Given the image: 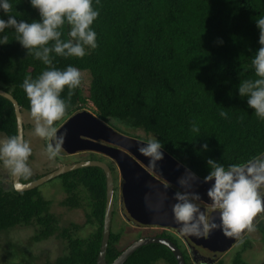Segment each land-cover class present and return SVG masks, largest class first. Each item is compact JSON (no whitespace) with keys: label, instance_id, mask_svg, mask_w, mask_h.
Segmentation results:
<instances>
[{"label":"trees","instance_id":"trees-1","mask_svg":"<svg viewBox=\"0 0 264 264\" xmlns=\"http://www.w3.org/2000/svg\"><path fill=\"white\" fill-rule=\"evenodd\" d=\"M12 2L18 20L38 19L28 0ZM93 7L99 9L91 25L97 47L83 57L56 56L53 61L61 69L69 64L77 67L81 79L83 73L89 77L87 86L80 83L71 97L67 88L61 92L67 109L57 125L89 107V102L96 117L122 134L142 140L154 134L164 151L202 178L209 171L207 158L227 165L264 153V120L237 92L240 80L254 76L250 56L259 47L254 19L264 15V0H93ZM0 18L6 19L7 14L0 12ZM4 34L9 42L0 44V88L17 101L28 140L31 124L24 119L30 117L28 101L20 85L46 66L21 47L14 30L0 35ZM221 111L226 116H220ZM194 121L200 128L197 137L190 127ZM14 134L12 104L0 95V137ZM202 143L207 150H200ZM27 163L32 175L26 181L21 178L22 182L55 168H38L32 154ZM56 177L65 193L59 205L84 211L82 224H62L39 186L15 190L10 173L0 166V264H31L24 260L26 247L9 237L17 229L33 230L29 243L50 238L62 242L63 249L41 264H96L105 204L104 173L97 166H84ZM87 226L88 234L80 235ZM254 229L264 242V218ZM155 235L168 237L180 248L177 238L166 230ZM120 236L110 222L106 263L129 245L119 247ZM180 249L185 264H196ZM158 261L176 264L169 248L148 243L122 264ZM211 264H223V260ZM232 264L245 263L236 254Z\"/></svg>","mask_w":264,"mask_h":264},{"label":"clouds","instance_id":"clouds-1","mask_svg":"<svg viewBox=\"0 0 264 264\" xmlns=\"http://www.w3.org/2000/svg\"><path fill=\"white\" fill-rule=\"evenodd\" d=\"M28 3L37 11L38 19L18 20L12 0H0V12L7 14L6 19L0 18V34L6 29L14 30L15 40L21 47L46 66L35 78L26 77L20 86L28 101V113L33 121L32 133L45 141L44 152L51 160L59 156L61 150L64 151L62 144L66 130L58 134L56 122L64 117L67 104L60 94L67 88L71 97L72 90L81 83L80 69L71 64L61 69L53 61L56 56L83 57L88 49L97 47L96 32L91 25L98 17L99 9L93 7V0H28ZM254 22L259 30V47L250 56L254 76L240 80L237 92L239 97L246 99L257 118L264 120V15L254 19ZM8 42L6 34L0 35V44ZM247 67L245 65V69ZM219 114L226 116L224 111ZM190 127L196 137L199 136L200 128L195 121ZM143 141L138 151L148 158L147 165L155 168L157 161L163 157V144L154 134H149ZM207 148L206 143L200 145V150ZM31 153L32 148L21 133L0 137V166L15 178L14 189L23 187L21 178L26 181L32 175L27 163ZM206 164L209 171L203 180L212 181L206 190L210 201L206 210L201 211L200 196L196 192L178 190L173 194L175 203L171 212L179 225V232L199 237L218 226L225 236H237L243 229L252 231L253 217L264 211V153L227 165L207 158ZM194 175L188 172L177 182L186 189L190 188L189 180ZM145 205L149 210L158 211L162 201L152 205L146 196ZM213 211L219 213V225L210 222L209 213ZM174 236L182 241L176 231Z\"/></svg>","mask_w":264,"mask_h":264},{"label":"water","instance_id":"water-1","mask_svg":"<svg viewBox=\"0 0 264 264\" xmlns=\"http://www.w3.org/2000/svg\"><path fill=\"white\" fill-rule=\"evenodd\" d=\"M0 95L12 104L16 121V134L19 132L24 137L22 114L17 101L8 91L1 88ZM65 130L66 135L62 144L64 151L68 153L86 150L99 151L113 160L122 180L120 187L121 203L127 221H132L138 225L173 228L183 239L189 240L192 244L204 249H228L246 230H241V233L237 236H225L219 226L214 230H210L208 234L199 237L180 233L178 230L179 225L174 220L171 212V206L175 203L174 192L178 190L196 192L200 196V202L206 205L210 202L206 195V190L210 187L212 181L205 182L202 177L195 174L194 178L189 180L191 187L187 189L182 187L178 184V179L186 177L188 172H193L178 159L162 149L163 157L157 161V166L155 168L149 167L147 165L148 158L138 151V146H143L144 141L142 139L114 130L111 126L96 117L94 113L86 109H81L68 116L59 125L58 134ZM97 140H103L111 143V145L98 143ZM84 166L99 167L105 177L102 234L96 264H122L135 249L148 243L163 244L172 252L176 264H185L181 249L176 243L165 236H145L135 239L111 263H106L104 255L113 212L114 185L110 168L104 162L83 160L59 165L33 180L27 182L20 181L23 187L15 190L32 189L64 172ZM14 180L15 178L11 177L12 185ZM146 196L152 205L162 201V205L158 211H152L146 207ZM203 204H201V211L205 209V205ZM262 206H264V198H262ZM209 215L210 222H215L219 225V213L213 211ZM259 264H264V260Z\"/></svg>","mask_w":264,"mask_h":264},{"label":"rangeland","instance_id":"rangeland-1","mask_svg":"<svg viewBox=\"0 0 264 264\" xmlns=\"http://www.w3.org/2000/svg\"><path fill=\"white\" fill-rule=\"evenodd\" d=\"M81 84L83 87H86L89 81V77L86 76V73H83V79H81ZM86 109L93 113V107L91 103L88 102ZM26 121L31 124V128L28 131V142L32 148L33 162L40 169H46V167L55 166L56 161L50 160L47 158L44 152L45 144L40 137L35 136L32 133L33 121L31 117H25ZM60 155L62 153L60 152ZM59 155V156H60ZM120 177L117 173V181H114V206L113 214L111 216V228L115 232H120V240L118 243L119 247H125L130 244L135 239L144 237L146 235L156 234L160 231L159 228H153L152 226H139L127 222L125 217H123L124 209L120 200L119 186ZM39 190L41 194L46 198L52 201L54 210L59 216V220L62 224L67 223H79L82 224L84 221V211L81 209H68L61 205L59 202L64 198L65 193L61 186L60 177H55L49 179L48 181L39 185ZM89 226L81 229L80 235H87L89 231ZM169 233L174 234L171 229H168ZM33 234V230L29 229H17L10 232L9 237L13 241H18L21 245H24V249L27 253L24 260H28L31 264H41L46 259L53 258L57 253L63 249V244L61 241L56 240L55 238H50L47 240H41L38 242H28L29 237ZM175 235V234H174ZM247 236H241L237 242L227 250L223 255L222 259L223 264H232L233 258L236 254H239V258L245 264H259L264 259V242L259 237L254 229L248 231ZM178 241V240H177ZM179 244V243H178ZM180 245V244H179ZM155 264H164L162 261H158Z\"/></svg>","mask_w":264,"mask_h":264},{"label":"flooded vegetation","instance_id":"flooded-vegetation-1","mask_svg":"<svg viewBox=\"0 0 264 264\" xmlns=\"http://www.w3.org/2000/svg\"><path fill=\"white\" fill-rule=\"evenodd\" d=\"M59 125H60V123L58 124V126ZM97 141H98V143H101V144H104V145H111V143L105 142L103 140H97ZM61 153H62V155L59 156V159L57 157V158H54V160H53V161H56V163H57L55 165V168L57 166H59V165L70 164V163H74V162H78V161H83V160H98V161L104 162L110 168V171H111L112 176H113V182L114 181H117V173H118L117 168H116L115 163L113 162V160L111 158H109L107 155H105V154H103V153H101L99 151H93V150L77 151V152H74V153H68L66 151H62L61 150ZM121 184H122V180L120 178V183L118 184V186H119V193H120ZM120 200H121V194H120ZM200 203L203 204L202 202H200ZM203 205H205V204H203ZM113 206H114V201H113ZM204 207H205V210H206V207L207 206L205 205ZM263 218H264V211L257 213L256 216L253 217L252 224L255 225L256 223H258ZM130 223H133V222L130 221ZM152 227L153 228H159V227H156V226H152ZM164 230H166V232L169 231L168 228H165ZM171 230L175 234V229L171 228ZM254 230L257 231L256 229H254ZM247 233H248V231L246 230V232L242 236H247L246 235ZM257 233H258V231H257ZM146 236H158V235L152 234V235H146ZM259 237H261V236L259 235ZM239 238H237L235 241L237 242V240ZM181 239H182V241L179 240V239H176V240H178L177 242L180 244V248H182L183 250H185V252L189 254V256L191 257V259L196 264H211V263H213L215 261L223 260L222 259L223 255L229 249V248L228 249L225 248L223 250L222 249H219L218 250V249H215V248L204 249V248H201L199 246H196V245L192 244L189 240L187 241V240L183 239L182 237H181Z\"/></svg>","mask_w":264,"mask_h":264}]
</instances>
